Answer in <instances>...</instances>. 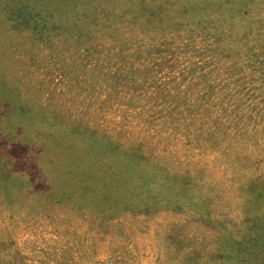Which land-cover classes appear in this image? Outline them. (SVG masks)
Wrapping results in <instances>:
<instances>
[{"label":"rangeland","instance_id":"obj_1","mask_svg":"<svg viewBox=\"0 0 264 264\" xmlns=\"http://www.w3.org/2000/svg\"><path fill=\"white\" fill-rule=\"evenodd\" d=\"M11 2L0 0V264H233L222 237L263 217L264 34L248 51L238 35L170 22L127 57V24L42 43L11 29ZM100 182L121 198L93 200Z\"/></svg>","mask_w":264,"mask_h":264},{"label":"trees","instance_id":"obj_2","mask_svg":"<svg viewBox=\"0 0 264 264\" xmlns=\"http://www.w3.org/2000/svg\"><path fill=\"white\" fill-rule=\"evenodd\" d=\"M176 6L177 10L174 9ZM6 13L10 16L12 30H29L42 43L50 39L57 43L66 37L107 39L110 31L127 24L123 35L130 34L136 41L131 43L127 57L146 53L144 32L151 34L170 22L177 27L192 24L194 28L190 34L201 39L220 37L224 33L238 35L245 48L249 45L248 51L250 44L256 43L254 37L264 34V0H12ZM235 26L236 31H233ZM130 36L124 37L130 39ZM148 45L155 49L154 52L158 51L155 43ZM157 60H160L158 64L152 62V66H159L168 58L161 55ZM74 131L67 132L65 142L76 140ZM68 173L71 172L68 170ZM162 186L169 189L167 183ZM87 192L93 200H102L103 193H109L105 199L113 203L117 197L121 198L113 186H105L103 182L95 183L93 189L87 188ZM256 194L255 200H262L264 204V190ZM68 197L72 198V195ZM137 198L145 212L154 210L158 204L154 199L141 198V193ZM262 207L263 217L247 220L246 223H250L238 240L222 237L221 259L233 260V264H264V205Z\"/></svg>","mask_w":264,"mask_h":264}]
</instances>
